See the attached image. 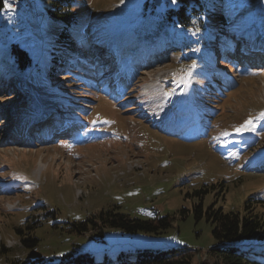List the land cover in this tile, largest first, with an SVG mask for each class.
<instances>
[{
    "label": "rangeland",
    "instance_id": "374dc122",
    "mask_svg": "<svg viewBox=\"0 0 264 264\" xmlns=\"http://www.w3.org/2000/svg\"><path fill=\"white\" fill-rule=\"evenodd\" d=\"M28 1L35 2L32 10L45 13L42 19L32 17L33 11L0 9V264H29L36 256L57 263L70 252L101 261L132 243L154 249L186 246L193 250L192 264H221L209 252L217 244L213 225L205 217L195 219L196 206L257 217L262 238L245 244L264 248V0H208L210 15L201 12L199 18L204 29L185 28L176 39L161 24L172 0L156 8L152 0H72L77 24L68 46L54 41L59 25L47 17L50 0ZM221 14L231 39L238 38L234 50L243 43L249 47L246 56L234 50L226 52L229 59L215 56L221 42L210 31L218 29L213 16ZM177 42L180 53L170 62L165 56L156 65L141 66L156 53L152 46ZM13 44L35 58L33 69L18 70L8 62ZM59 46L69 49L61 66L77 69L51 77L47 70L55 65L48 61L60 55ZM233 60L243 65L237 69ZM220 70L228 79L222 95L223 89L211 95L204 82L195 81L201 71ZM175 71L180 72L168 83L166 76ZM123 77L122 96L105 90ZM98 78L108 83L101 85ZM6 87L15 91L9 96ZM207 100L213 104L203 106ZM46 103L65 107L58 112L60 127L76 124L71 128L76 146L35 139L56 121V114L42 106ZM158 117L160 128L150 120ZM250 117L260 119L251 127L254 134H240L248 128H236ZM190 120L194 129H188L198 139L186 135ZM20 122L29 126L27 136L14 131ZM137 209L145 215L138 217ZM105 210L152 222L168 218L169 226L157 234L107 228L100 237V225L76 233L74 223L91 220L96 226L97 214ZM22 238H33L36 245L28 249ZM159 240L170 245L149 247Z\"/></svg>",
    "mask_w": 264,
    "mask_h": 264
},
{
    "label": "trees",
    "instance_id": "16d2710c",
    "mask_svg": "<svg viewBox=\"0 0 264 264\" xmlns=\"http://www.w3.org/2000/svg\"><path fill=\"white\" fill-rule=\"evenodd\" d=\"M28 1V0H27ZM164 1V0H163ZM31 4H26L23 6V9L17 11L14 6V0L12 1L11 7L16 13L25 12L26 14L32 13V17L37 19H42L45 16V13L39 12L37 10H32L33 4L35 5L34 1ZM6 1L0 0V9L4 7ZM71 3L72 0H50V8L47 10V17L51 19V21L57 23L59 25L58 33L55 37V42L57 44H61L64 46L71 45V32L74 29V26L77 24L76 14L71 10ZM212 5L208 0L200 1V0H176V3H173V6H170L165 12L162 14V27L164 28V24L168 25V29L173 31V38L176 39L177 35H183L185 32L183 29L185 28H193L199 27L200 30H203V24H200V17L201 12L202 14L205 12L206 5ZM153 5V3H152ZM154 6V5H153ZM209 14V13H207ZM210 15V14H209ZM215 15V14H214ZM212 17V16H211ZM218 23V29L214 31H210L213 35L220 42L217 46V50L215 51V56L221 54L220 57H224L225 59L227 53H232L235 48L234 47V40L236 38L231 39V43L233 44L232 47H229L227 44L229 42V38L227 36L228 26L224 21V16L217 15L213 16ZM167 27V26H166ZM171 39V38H170ZM68 43V44H67ZM155 44V42L153 43ZM152 44V45H153ZM158 45L152 46V48L156 47V49H152L151 53H154V56L148 57L146 60L142 62V67L148 65H156L162 62L164 57L166 56V61L169 60L173 55H179L180 50L178 46L180 45L179 42L175 43L176 45L170 43L164 44L165 46L162 47L161 43H157ZM239 44V43H238ZM92 47V50L95 44H89ZM161 46V47H160ZM61 49V46H59ZM143 49L147 48L146 46L142 47ZM240 48L241 46H237V49L234 50L239 52L240 55ZM188 49V48H186ZM224 49V50H222ZM60 55H53V58L48 62L51 63L50 69L47 70V74L53 77L55 74L59 72H64L65 69L70 70L69 73L74 72L77 68L72 67L69 65L61 66L60 60H65V57L68 54L69 49L67 48L66 51H62ZM96 51V50H95ZM98 51V50H97ZM97 54H100L97 52ZM71 55V52L69 56ZM177 55V56H178ZM154 57V58H153ZM229 59V58H228ZM35 58H32L30 53L23 49L21 44H13L10 47L8 62L11 63L13 67L18 70H31L34 68V61ZM158 62L156 63V61ZM237 60L239 57H237ZM102 61V60H101ZM165 61V63H166ZM231 61V60H230ZM242 61V60H241ZM49 63V64H50ZM153 63V64H151ZM264 63V61H263ZM231 64H236V60H233ZM238 67H241L243 64L242 62L238 64ZM223 69V68H222ZM249 73H254L252 71L247 70ZM255 71V70H254ZM180 71H175L174 74L170 73L166 76L168 79V83H172L176 77H173L175 73H179ZM220 74H215L214 72H206L201 71V76H197L195 81L198 84L204 82L206 87L208 88L207 93H211V95H215L213 93H218L223 89V92L220 94L222 95L225 92L226 86L224 84L228 81L226 78V72L220 70ZM65 74V73H64ZM8 78V77H7ZM238 78V79H237ZM237 78L231 82L232 84L229 86L233 89L238 83L239 77L237 74ZM173 79V80H172ZM227 80V81H226ZM187 83V82H186ZM7 95L10 96L12 94V90L15 89L6 87ZM218 95V97H220ZM198 98L201 99L199 96ZM212 100H207L203 106H210L208 103ZM195 104V103H193ZM183 105H180L175 108V110L181 109ZM169 110L168 113H170ZM168 113H165L168 116ZM246 121H250V125L247 131L239 132L240 134L248 135L254 134L251 127L255 125L256 122L260 121L259 118H248ZM245 122V120L243 121ZM48 124V123H47ZM76 126V124L74 123ZM245 125V123H243ZM238 126L239 129L241 126ZM77 127V126H76ZM78 130L77 133H79ZM80 138L78 136V142ZM82 141V140H81ZM247 143V141H244ZM243 149V148H241ZM254 169V168H253ZM202 217L213 225L212 235L217 242L216 246L209 250L210 255L214 258L218 259L221 264H264V248L263 247H251L245 244L248 240L253 239L254 237L262 238L261 231L262 225L257 217L249 216V215H241L238 212L227 211L224 212L222 209L214 210L212 208H207L202 210L201 206L195 207V219L198 220ZM97 225L94 221H85L80 223H74L75 231L77 234H82L87 232L89 227H97L100 225L99 232L97 233L100 237L103 236L104 229H117L122 233H126L128 235L134 234H144V233H154L157 234L159 231H164L169 226V219L168 218H160L158 222H152L140 218L129 217L117 214L110 210H105L103 212H99L97 214ZM94 223V224H93ZM102 230V231H100ZM18 234L20 231L17 230ZM260 234V236H258ZM21 242L24 247L30 249L36 245V240L33 238H22ZM141 246V242L139 244ZM158 245H165L169 246L170 242H164L162 240L159 241H151L149 243V247H157ZM193 250L189 247H177V248H166V249H159V248H146L141 247L138 248L136 243H132L128 249H119L116 253L115 257L109 258L108 256H104L101 261H95L94 258L89 253H81V252H70L65 254L57 263H52L51 260L44 259L42 257L36 256V258L31 259L29 264H192L191 255L190 253ZM13 264V263H12ZM18 264V263H14Z\"/></svg>",
    "mask_w": 264,
    "mask_h": 264
},
{
    "label": "built area",
    "instance_id": "2783aa9c",
    "mask_svg": "<svg viewBox=\"0 0 264 264\" xmlns=\"http://www.w3.org/2000/svg\"><path fill=\"white\" fill-rule=\"evenodd\" d=\"M24 3L26 2H23V0H15L14 1V6L16 8L17 11H20L21 9H23V6H24ZM137 211H141L143 212L142 210H137ZM144 213V212H143Z\"/></svg>",
    "mask_w": 264,
    "mask_h": 264
},
{
    "label": "snow or ice",
    "instance_id": "6c2138e0",
    "mask_svg": "<svg viewBox=\"0 0 264 264\" xmlns=\"http://www.w3.org/2000/svg\"><path fill=\"white\" fill-rule=\"evenodd\" d=\"M173 3H176V0H172ZM5 8H11V5L8 3H5L4 5ZM250 121H246L245 125H243L241 128L237 129V131H241L244 127H248L250 125Z\"/></svg>",
    "mask_w": 264,
    "mask_h": 264
},
{
    "label": "water",
    "instance_id": "95a60500",
    "mask_svg": "<svg viewBox=\"0 0 264 264\" xmlns=\"http://www.w3.org/2000/svg\"><path fill=\"white\" fill-rule=\"evenodd\" d=\"M152 3L154 5V7H159L162 5L163 0H152Z\"/></svg>",
    "mask_w": 264,
    "mask_h": 264
},
{
    "label": "bare ground",
    "instance_id": "6f19581e",
    "mask_svg": "<svg viewBox=\"0 0 264 264\" xmlns=\"http://www.w3.org/2000/svg\"><path fill=\"white\" fill-rule=\"evenodd\" d=\"M50 123V122H49ZM48 123V124H49ZM41 166V165H40ZM42 167V166H41ZM41 169V168H40ZM137 210H139V209H137ZM137 210H135V213L137 214V216L138 217H143L144 215H145V213H143V212H141V211H137Z\"/></svg>",
    "mask_w": 264,
    "mask_h": 264
}]
</instances>
